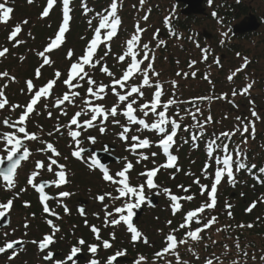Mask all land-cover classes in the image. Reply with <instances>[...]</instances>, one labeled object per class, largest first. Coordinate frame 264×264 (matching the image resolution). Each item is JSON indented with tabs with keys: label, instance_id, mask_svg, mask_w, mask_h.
<instances>
[{
	"label": "snow or ice",
	"instance_id": "6c2138e0",
	"mask_svg": "<svg viewBox=\"0 0 264 264\" xmlns=\"http://www.w3.org/2000/svg\"><path fill=\"white\" fill-rule=\"evenodd\" d=\"M29 3H33V0H28ZM145 0H140V3L143 4ZM57 3V0H47V5L45 9L41 13L42 18H46L50 15V10ZM211 3V0H209ZM72 4V0H62V25L58 28V32L55 34L54 38L50 39V42L46 45V47L38 51L36 54L38 57L42 58L41 65L35 71V77L37 79L41 76V69L46 65H52L54 61L50 58V53L54 50L59 49L63 43L65 42L66 33L70 30V22L72 20V16L70 15L72 9L70 5ZM86 7V5H85ZM118 7L119 0H111L108 9L105 10V14L100 16L98 26L94 30V37L87 44L84 54L76 59L73 62L69 70L66 74V79L63 80L64 85L67 87V91L64 92L60 96H55L53 89L57 84V81L60 79L62 73L57 70L54 73V78L50 79L45 85L36 88L34 85V81L32 79H28L26 81V87L29 93H32L30 101L25 105L21 106L19 104L11 105V109L14 111L16 108L22 107V113L19 116L18 120H10L5 119L3 124L6 127L15 129L13 132H3L0 133V141L5 144L4 151L7 152L6 160L7 166L4 167L5 157L0 156V177L4 182V186L6 190H11L16 186V177H17V169L20 167L22 161H27L32 155L30 149L25 146L24 141H37L39 137L36 133H30L27 131L26 120L29 114L35 111V106L38 102L41 101V98L47 100L50 97H54L52 107L61 108V106L67 104L70 106H77L76 101L79 99L81 104L79 106V110L74 113L70 121L67 125L63 126L67 128V134L72 138L75 142V150L72 152V156L77 159H82V153L86 151L83 147H81L82 141L79 137L82 136V132L80 129H91L96 126V121L98 118H102V123H107L109 118H113L112 122L121 127L122 131L119 136L121 140L128 141L129 139L135 143L130 145L131 150L135 151V149H149L153 145V141L149 138H141L139 135L133 134L131 137L128 136V133L132 131L131 126H142L144 130H148L150 132H155L159 136V141L156 144L162 150V153L167 157L166 162L160 164L158 167H154L153 169L147 170L146 172L141 173L142 176L146 177V180L137 186H130L129 183V173L133 168V164L131 162L126 163L122 170L115 173V177H119L120 179L114 178L113 175L109 174V169L106 168L103 164H100L99 160L92 158L91 164L89 167L91 168L93 165L98 166L103 173V179L105 181H109L113 184L122 185V187L117 188L118 196L111 197V194H105L113 199H121L126 196L135 197L134 201H128L122 204V206L116 207V213H124L127 211L126 215H120L118 218H115L111 221L112 225H120L123 222L129 233L131 234V239L133 242H136L138 239H141L142 232L138 230L133 223V216L135 215L134 209H138L144 204L147 200L145 195V188L147 189H158L159 185L154 182V178L157 176V173L161 169H172L175 168L176 171H180V168L177 166L178 156L173 154L171 149L176 143V137L180 130L184 132H189L191 139L193 141H197L206 135V127L209 124H212L213 117L208 115L203 120L198 119V116L202 115V110L199 106L195 108V110H186V114L191 117L193 123L191 125L184 126L182 129V121L185 119L184 115H181L179 112H175L174 115H169L170 109L182 103L178 101L174 96L172 98L167 99L166 101L162 100V97L165 94L164 84L159 80H156L153 83L151 76L158 77L159 73L154 69L153 64L155 60L154 53L151 54V49L148 43H143L141 46V37L144 29L140 28L139 25H136L134 33L131 35L129 39L126 40V47L123 50L122 54L118 55L117 61L120 63L125 62L126 58H130L129 63L126 66V69L122 71V75L117 78L115 74L110 70L108 65L105 63L101 65V61L104 57H97L96 53L101 44L105 47V56L111 51V41L114 37L117 36L119 27L122 24V19L118 15ZM14 12V8L10 5V0H3L0 3V23L7 24L12 19V13ZM215 15V13L213 14ZM145 21L148 20V16L145 15L143 17ZM171 17H167L165 19V24L168 25L171 31ZM28 21L24 20L22 24H27ZM91 23V21H89ZM22 24H17L10 31L8 39L10 41H15L16 43L13 45L18 46L22 43V40H17L18 35L22 32ZM231 29H229V32ZM103 32V35H102ZM173 36L176 35L174 31H171ZM155 35V34H154ZM224 36H227L228 33H224ZM164 41H159L157 47L160 44H163ZM199 47V45H197ZM141 52L143 55L141 56ZM203 59L207 60L208 50L203 49ZM9 53V49L4 47L0 49V58H5L6 54ZM73 52L69 50L67 53V58L71 59ZM138 57H140L138 59ZM21 60L24 57L20 58ZM145 61H149V63L145 67H141ZM196 62H190L189 66H194ZM219 64V61H216ZM248 58H244V63L241 68L236 71H242L247 67ZM97 66H100V71L106 74L111 78V83L106 84L103 81H97L93 74L87 69H95ZM137 74L142 79L139 83H128L133 80ZM177 76H180L181 73L177 72ZM196 73L193 72L192 76L195 77ZM235 73L228 76V80L232 81ZM184 78L188 77V73H183ZM7 78L9 81L15 82L16 77L11 76L8 71L0 72V79ZM207 78V77H205ZM76 81V83H74ZM81 81H86L88 87L86 89V93L84 95L76 89L82 88L83 84ZM254 83V82H253ZM253 83L247 84L240 91V95L248 94L250 89L253 87ZM172 86L175 88L177 86V81H171ZM8 87V84H4L0 86V110H3L6 105H9V100L6 96L5 89ZM145 88L154 89L152 93L151 99L145 100L143 103H140L139 100L145 97ZM119 89V90H118ZM109 90L112 95L117 97L116 103L112 107H107L103 103H97L98 101H103L105 97L109 94ZM124 90V91H121ZM237 95V91L234 89L232 91V96L235 97ZM226 99L227 94H222L217 97H209L203 96L196 98L199 101L211 100V99ZM123 105V108H121ZM44 107H48L47 104ZM119 110V111H118ZM142 114L138 116L137 113ZM62 115H66L65 111L61 112ZM118 115H121L127 121V124L121 123L120 120L115 119ZM49 116L51 117V112H49ZM90 117L83 121H80V117ZM152 116L154 119L148 121L146 118ZM251 116L255 118V120H260L261 116L253 110L251 112ZM178 117V119H177ZM241 120V118H237ZM72 126H76L75 130ZM62 126L57 125L56 131L60 132ZM190 129L192 131H190ZM249 129H251L252 135L254 137L255 134V122L254 121H242V123L231 131H224L219 133L218 135H214V138L209 139L207 143V152L206 155L210 161H213L216 165L214 171V177L212 179L211 185L201 184L199 179H195L193 182L200 186L201 195L205 192L208 193V201L202 203L198 208L189 210L186 212L183 218V222L179 225L181 229H189L185 233V237L183 239H177V237L173 234H169L166 237V247L161 251L156 253L157 256H163L170 249L173 250V254L176 256L177 264H180V256L176 250L178 244H186L189 240L192 242L199 243L203 237L201 235L206 229L210 228L217 221L216 216H212L208 221L202 222L201 214L205 213L206 209L211 210L215 209L217 205V188L218 185L221 184L222 179L225 175L228 178V182L234 184L235 176H234V166L235 171H240L242 169H247L249 167L248 164L244 162L246 156L242 149L239 147H235L230 150L229 143L226 141H231V138L235 136L237 133L243 135L244 133H248ZM100 132L104 133L106 128L104 126L100 127ZM140 130L137 127L136 131ZM17 133L23 134L22 137H18ZM51 136L52 133L50 132ZM92 143L96 142L95 137H89ZM247 143V141H244ZM41 152H51L52 156L48 157V163L45 164L44 161H36V171L30 173L28 183L32 185L35 190L40 194V199L43 204V211L45 213L54 214L50 212L49 205L47 203L50 199H56V197L50 196L45 193V187L56 185L59 187L60 185L66 184V173L63 170L64 165L58 164V160L54 157H59L61 153L51 142H47L45 148L39 149ZM220 153V155H214L215 153ZM19 154V155H18ZM152 157H155L157 153H150ZM235 157H240L241 159H234ZM142 160H148V154L141 155ZM139 162V161H137ZM56 165L59 169L55 175L58 177V180L52 181H44L33 183L34 180L40 175L39 170L45 169L48 172H52V166ZM212 167V164L209 163L202 170L204 177L207 179L209 177L208 168ZM251 168H256L255 164L250 165ZM260 171L264 173V168H261ZM264 183V180L261 181ZM180 188L183 189L185 193H188L189 188L184 187L183 185H179ZM163 192L169 197L172 207L173 215L177 214L181 208V200L191 201L194 199L192 195L180 196L177 194H173L172 190L169 188H164ZM70 195L69 192L64 191L60 193L62 197H68ZM105 195H100L97 197L99 201H104ZM13 199H8L7 202H0V218H4L6 213H8L13 208ZM150 203V202H149ZM25 206H28L26 203ZM256 207V204L253 203L250 207L247 208L248 212H251ZM226 208L231 209V205H226ZM81 214L84 213V209H80ZM65 212H68L67 207L65 206ZM107 215H112V213H107ZM228 215L231 216V212H228ZM59 218V217H57ZM195 222L198 227L195 229L191 228L192 223ZM47 223L52 227L53 235H46L43 237L42 242L32 241V243H38V247L41 251H44L54 243V233L59 232L60 229L53 224L52 220H48ZM171 221H169V224ZM25 227H28L25 224ZM239 227H248L251 228L253 225H239ZM93 233L96 234V238L99 240L100 235L98 229L94 226L92 227ZM114 238V236H113ZM22 243V241L8 242L4 247H0V253L5 252L7 249H14L16 244ZM143 243L147 244L148 240L146 237H143ZM80 245H84L85 241L83 239L79 240ZM103 247L105 249L111 247L108 241L103 242ZM227 247V245H225ZM236 247L239 248V243L236 244ZM90 252L92 254L97 253V246L90 245ZM189 251H192L189 248ZM81 252L80 247H73L71 249V254L67 257L68 261H72L73 264L74 258L77 257V254ZM195 255V253H193ZM123 255L121 252H116L115 255L109 257L108 264H112L113 261L117 259V257ZM247 256V253H244ZM12 258V257H10ZM45 260L53 259V254L49 252L45 257ZM143 257H140V260H143ZM197 259L199 257L197 256ZM264 259V257H262ZM90 264H99L96 259L91 260ZM206 264H214L211 258L206 260ZM222 264V262H221ZM237 264V262H234Z\"/></svg>",
	"mask_w": 264,
	"mask_h": 264
},
{
	"label": "rangeland",
	"instance_id": "374dc122",
	"mask_svg": "<svg viewBox=\"0 0 264 264\" xmlns=\"http://www.w3.org/2000/svg\"><path fill=\"white\" fill-rule=\"evenodd\" d=\"M126 2V9H129L132 13V16L135 20L138 21H142L143 23H145L146 21L143 19V15L145 13L146 10L151 11L153 9V15L151 17V19L149 20V22L144 25V27H147L149 30L151 29L150 27H152L154 30L155 29H164L163 27V19L167 18L168 15L171 14V11L174 10V5H175V1L174 0H145V2L143 4L140 3V0H123ZM215 4L222 7L224 6L225 3H234L235 0H214ZM246 3H249V0H245ZM3 2V1H2ZM1 3V0H0ZM10 5L12 7H15L16 10L17 9H21V16L18 18L20 21V24L24 21L27 20L28 23L27 24H23L22 26L24 27V29L26 30V32H28L29 37H31L33 35L32 31L30 30L32 26H38V27H47V25H50V22H40L38 19V13L36 9L34 8L33 5H27L25 1L23 0H10ZM132 5H138L139 9H134L132 7ZM254 9H257V13L259 15H264V7L261 4V0H257L256 2H254L253 4ZM158 7V8H157ZM159 11L160 14L156 13ZM180 11V10H179ZM209 13V10H206V13ZM152 14V12H151ZM255 14V13H253ZM256 15V14H255ZM206 16V15H205ZM207 17V16H206ZM203 17V18H206ZM244 17H242L243 19ZM202 20H199V22H201ZM197 31L199 32H203L204 30H207L209 33L212 34V37L209 39V41L207 40V45L208 46H215L217 41L224 43L228 37L229 34L227 36H224L223 34L226 33L227 31L222 30L219 28V26L215 23L212 22H202L201 26L196 27ZM5 29L4 26H2V24L0 23V30ZM228 33V32H227ZM7 38L8 36H4L2 38H0V45L2 48L3 45L4 46H9L7 45ZM24 38V37H23ZM33 40V39H32ZM170 44L172 47L175 48L174 53H172L173 57H177L181 60H183V64L182 66H186L187 64V59H191L195 62H198L201 65L200 60H202L201 58V53L200 51H197L195 49V46L193 45V43L191 41H187L185 44H183V42H181L180 40H172L170 39ZM35 43V42H34ZM239 45L242 47V50L244 51L245 55L248 57V64H247V69L244 71V74L241 76L243 78H247L244 79V84L246 83H253V93L257 94L258 97H255V99L257 100V103L259 104V106L261 108H259V115L261 116V122L258 125V130L259 132L264 131V81H262V79H264V27L261 28L260 32L258 35L256 36H252L251 39L242 41L239 43ZM155 46V45H154ZM157 47V46H155ZM31 48V47H28ZM75 48V47H74ZM39 50H41V48L39 47H32L31 49H29V51L31 52H24L25 54H23L22 57H28L30 56L32 58L33 55H35V53H37ZM245 55H240V56H235V55H224L223 56V61H222V68H215L214 66H208L205 67L204 73L205 71L207 72V75L210 76H214L220 79V82L217 85V89L219 93H232L231 91L234 89H240L241 86H243L244 84L239 83L238 78L240 76H237L239 74V72H237L236 70L241 68V66L244 63V58ZM244 57V58H243ZM16 58V57H15ZM30 58V59H31ZM28 58L27 62L26 60H21V59H15L12 56H7L2 60V64L1 66H9L8 70L10 72L11 76H15L18 79V83H16L13 86V89H11L12 91H14V95H10V97H13L11 99L12 103L14 102H22L24 94L19 91L22 89H24V78L26 76L28 77H32V73H33V67L36 64H33V66L29 65V60ZM35 62V61H34ZM169 62L166 61V59L162 62L161 65L166 66V68L163 69V71L165 72L166 76L169 79H178L175 76V73L177 72V69L182 68V66L180 67H175L172 66ZM4 64V65H3ZM55 68H61V65L58 63H56ZM55 68H53L52 70H56ZM51 70V71H52ZM192 70H194V67H192ZM164 72H161V74H163ZM188 73V72H187ZM235 73V75L233 76V82L228 80V76ZM206 75V74H204ZM237 76V77H236ZM181 82H183V78L182 79H178ZM7 81L9 83H11V81H9L7 79ZM183 85H185V91L186 93H195L197 91H200L199 89H201V91H207V90H212L208 84V82L205 81H188L185 82ZM18 94L17 95V92ZM210 93V92H209ZM209 93H206V95H208ZM12 105V104H11ZM220 105V104H218ZM8 109H10L9 113L12 112L13 110H11V107H9ZM222 109L228 110L229 108L227 106H223ZM7 111V110H6ZM15 111H13L14 113ZM62 114H58V112L54 113V120L53 121H45V119H43V121L41 123H43L44 125H46V127H49L50 129H53L52 131H56V126L58 125H63L65 124V120H63V118H60ZM63 117V116H62ZM229 117H231V122L234 121L233 117L229 115ZM46 118V116H45ZM230 120V119H227ZM235 125V124H234ZM234 125H232L234 127ZM232 126H229L228 129H231ZM236 127V126H235ZM234 127V128H235ZM110 129V128H109ZM108 127L106 128V131L104 133H101L100 130H96L95 132H93V135H95L97 137V146L94 147L95 150L98 151H103L104 148H102L101 143H108L110 145L116 146V151H114L112 154L116 157H121V147L119 146V141H118V134L119 133H113L110 136L107 134L108 132ZM54 135V139L62 142L65 141L67 142V133H59ZM109 134H110V130H109ZM42 143V142H41ZM41 143H39V149L41 146ZM248 145V144H246ZM87 145H85L86 147ZM74 146L71 145L69 142H67L66 146H64L62 149L65 153V155H69V151L71 150V148H73ZM249 148L251 147L249 146H245V148ZM2 152V150H0ZM124 153V152H123ZM62 161V165H64V168H67L68 170H70V168L67 166L68 164H71V160L66 159L65 156H63V158L61 159ZM33 163V161H32ZM73 165H76L75 163H72ZM118 163H113L110 165V167H112L111 169L115 170L114 168H117L118 170H120L121 165H117ZM77 168V184L75 185H71L70 186V190L72 192H74L76 199L85 201L86 203V218L85 220H91L92 223H98L99 219H101L100 217H104V215H106V213H112L113 215V208L116 206V204H122L121 202H117V199H112L111 197L105 195L110 193L112 187L109 184L104 183L101 178L98 175H93L89 172H86L84 168L80 167V165H76ZM28 173H23L21 177L26 176ZM69 189V188H68ZM98 195H105V199L102 202V205H98ZM2 202V201H0ZM164 205L162 206L161 204V208H156V211H150L151 209L149 208H145V210L143 211V214L141 216V218L139 219V221L137 222L139 228L143 231V233L145 234V236L147 237L148 240V244L145 245L146 248L150 249L151 251L155 248V246L160 245L161 242L163 241V239L167 236V233L169 231V220L170 217L166 214V210H167V204L165 202H162ZM79 200L78 202H74L72 203L73 205V213L75 212V207L78 206ZM71 205V206H72ZM105 207V208H104ZM115 211V210H114ZM76 213V212H75ZM104 213V214H103ZM116 216H113L112 218H110V220L107 222L108 225L106 224V221L104 220L105 223L104 226H107V230H109V232H112L113 230L110 228L111 226V221L113 219H115ZM77 225H81L83 223V218H80L79 216H77ZM26 219H17V217H14V221H12L11 225L4 229L3 231L0 232V246H3L5 241L8 240H12L18 237H22V238H27V241L29 242V250L32 248V254L28 255L26 261H22V257L21 258H16L15 254V260H9L8 258L6 259H2L0 260V264H11L12 262H18L19 264H40L43 263V261L45 262L44 257L46 256V254L40 255L35 247H32V236H31V230L30 229H25L23 227V223H25ZM62 223H64V227H66L64 230L68 231V233H70V235L72 237L69 238V240L62 242L60 240V235L58 237V242L56 243L57 245L60 243L62 244V248L64 250H66V252L62 255V257H59L58 259H61L67 254V252L71 251L72 247H73V243L75 241V237L80 236L79 233H73L72 230H75L74 227L72 226V224L68 223V218L65 216L62 219ZM103 222V221H102ZM102 224V225H103ZM84 227V226H83ZM85 228V227H84ZM85 231H87L88 229L85 228ZM216 230L214 233V236L217 237L218 243H226V244H232L233 242H231V240H227V242H225L224 239L221 238V230L222 227L220 226H216ZM84 231V232H85ZM64 235V234H63ZM66 236V235H65ZM41 235H36L35 239H40ZM251 240H254L256 242L262 241L259 238H251ZM61 241V242H60ZM141 243V242H140ZM143 245V243H141ZM259 244H261L262 246L263 243L259 242ZM141 245V246H142ZM261 246V248H262ZM76 247V246H74ZM78 247V246H77ZM159 247V246H158ZM142 249V248H141ZM53 250H57V249H53ZM19 255V254H18ZM202 261L206 260L207 258H211L214 260V264H234V262H237V264H264V259H262V257H264V247L262 249V251H260L259 253H256V257L257 259H251V260H240L237 259V257L235 256L236 254L234 253V251L231 249H222L220 246L219 248H216V250L214 251L213 255H205L204 251H202ZM251 257H253V254L250 255ZM20 257V256H17ZM31 258V259H30ZM217 258V259H215ZM189 261H192V258L189 259ZM188 261V262H189ZM201 261V262H202ZM54 262V261H53ZM58 263V261H56ZM45 264H47L45 262ZM140 264H150L148 262H142ZM155 264V263H154Z\"/></svg>",
	"mask_w": 264,
	"mask_h": 264
},
{
	"label": "trees",
	"instance_id": "16d2710c",
	"mask_svg": "<svg viewBox=\"0 0 264 264\" xmlns=\"http://www.w3.org/2000/svg\"><path fill=\"white\" fill-rule=\"evenodd\" d=\"M36 1L39 3L41 2L45 3V0H36ZM110 1L111 0H76L75 2H73L72 9H73V14H74V23L72 26L73 30L69 34L71 36L69 41L70 42H73V41L80 42L81 36L84 34L85 31L87 30H89V32L93 31L95 28V25H92V26H89V25L92 23H98L100 16L104 15L105 10L108 9L107 6ZM60 5H61V2H59V7ZM247 10H248L247 7L239 6L238 8L239 14L237 15V18L241 16H245V14L247 13ZM59 14H60L59 8L58 9L55 8V10L48 17L49 18L48 20L52 22L51 31L49 30L50 27L46 28L45 26L43 30L39 28L35 30V35L37 36V40L40 41L44 39L46 35L48 36L50 35V33L51 34L54 33V30H55L54 27L58 23ZM124 15L127 17L129 21L131 20V17H129L128 12L124 13ZM89 21H91V23H89ZM197 21H198L197 17L179 18V21L177 22V28H176L177 36L184 37V38L189 37L193 31L192 27L195 26ZM133 33H134L133 25H131L130 22L126 23V25L122 27L118 38L114 40L113 44L111 45L110 52H111V55L112 56L114 55V56L110 58V61H109L110 65H114V66L117 65V62H118L117 57L118 55L122 54L123 50L126 47V40L129 39ZM239 50L240 48L237 45H231L228 47V51L233 52V53L239 52ZM169 51H170L169 46L162 47L160 49L159 58L161 61L166 57L167 52ZM103 54H105V47H103L102 49V54H101L102 57L105 56ZM170 61L173 66L177 65L175 64L174 59L170 58ZM117 66L121 67L122 64L117 65ZM190 131L192 130L190 129ZM214 135H217V133L212 131V134L210 132L206 133L204 137L199 139L197 150H193L194 149V147H192L193 141L191 140V136L189 132H184L181 135L183 139H181V141L178 144V150L181 149L182 152L186 156L188 154L192 156V159L187 160L186 158H184V160L182 161L181 168L183 171L187 170L186 168L188 167V164H195L193 159H196L199 156L200 157L197 160L198 161L197 167L202 168L205 165L207 158L205 155L206 144L204 142L208 143L209 139L214 138ZM231 141H234V140L231 138ZM260 158L264 160V152L261 154ZM251 162H254V160H252ZM262 178L264 180V177ZM238 179H239V182L237 184H235L234 186L227 185L225 189L221 192V197H220L221 207L219 206L218 208L219 213L217 214L216 217H218L219 224L222 227L223 231H221V233H223V239L225 240V242H227L228 239L233 241L234 242L233 246L235 247H232V248L238 251H240L241 249L243 251V254L245 252H249L248 249H251L252 252L256 253V252L262 251L264 247L261 244H259V242L260 243L262 242L264 245V205L263 206L257 205L255 209H253L251 212H248L246 209L245 201H247V203H250L253 200L252 198H249V195L253 196L254 194V190L251 191L250 189L251 185L253 184V181H252V178L246 174L245 170H243V172L239 175ZM160 183L166 186L165 175H163ZM178 184L180 183H177V185ZM191 188L193 189L192 193L198 196V190L196 189L194 190V186H191ZM244 189H247L248 191L250 190L249 193L244 192L243 191ZM241 191H243L242 192L243 194H247V196L244 195L246 197L245 200L244 198H241L240 196L237 197V199L235 200H232L230 198L232 193L238 194ZM226 201L228 202L235 201L236 205L232 206L231 209L226 210V207H224L225 205L224 203ZM194 204H195L194 200L191 201L190 207L192 209L198 207L197 205H194ZM17 210L26 211L25 209H22L19 206L17 207ZM229 211L231 212V216L228 215ZM30 213L33 214L34 216L36 215L39 216L38 209H35V208L31 209V211H29L27 214L29 215ZM181 218L182 216H178L175 220V227L177 229H179V225L182 223ZM248 224L253 225V227L251 228L239 227V225H248ZM196 227H198L197 224H193L191 226V228H196ZM186 231L188 230L183 229L178 234L175 233V236L178 237V240L183 239L185 237ZM251 238L252 239L259 238L262 241L256 242L254 240H251ZM214 241L216 242L213 232L207 233L206 236L203 237L202 245L206 246L205 250L206 252H208V254L212 252V249L215 246ZM208 242H210V244H208ZM237 243H240L239 248L236 247ZM225 245L226 244H222V246H225ZM190 246H193V243L191 242V240L188 241L186 245L180 247V253H181L180 264H184V261L187 259L186 257L188 256V254H186L183 249H186V248L188 249ZM121 248H125V246L120 241H118L117 250H120ZM127 249H128L129 255L133 257L134 259H136L139 253L135 252L132 247H129V248L127 247ZM143 255L146 256L148 260H151V261L155 260L157 262L161 261V259H156V257L152 255H148L146 253H144ZM195 257H197V255H195Z\"/></svg>",
	"mask_w": 264,
	"mask_h": 264
},
{
	"label": "water",
	"instance_id": "95a60500",
	"mask_svg": "<svg viewBox=\"0 0 264 264\" xmlns=\"http://www.w3.org/2000/svg\"><path fill=\"white\" fill-rule=\"evenodd\" d=\"M177 3H183L187 6V9L183 11V14L185 16H191V15H202L204 13V10L202 8L203 0H175ZM249 21V24L247 22ZM252 22V25H251ZM259 28V25L256 24V21L254 18L247 19L245 22H243L240 26L235 28V32L239 34H246L253 31H256ZM100 160L104 164H108L106 160L102 156H100ZM140 214L138 215V217ZM137 217V218H138ZM136 218V219H137Z\"/></svg>",
	"mask_w": 264,
	"mask_h": 264
},
{
	"label": "flooded vegetation",
	"instance_id": "af4514ba",
	"mask_svg": "<svg viewBox=\"0 0 264 264\" xmlns=\"http://www.w3.org/2000/svg\"><path fill=\"white\" fill-rule=\"evenodd\" d=\"M257 0H249V3H246V7H247V9L249 10V13H248V15L249 14H252V15H255L257 18H258V20L262 23V27H264V15H259L258 13H257V9H254V6H253V4H254V2H256ZM261 4H262V6L264 7V0H261ZM253 13H255V14H253ZM71 191V190H70ZM72 192V191H71ZM76 203V202H78V199H76V197H75V194H74V192H73V195L71 196V197H69V198H67V200H62L60 203L62 204V206H61V209H63V208H65V206L67 207V209L68 210H70V211H73V205H72V203ZM72 205V206H71ZM77 207L78 206H76L75 207V211H76V209H77ZM76 215V213L74 212V213H70L69 215H67L66 217L68 218V223L69 224H74V223H76V221L78 220L76 217H74ZM65 217V215H63V217L62 218H64ZM63 222V221H62ZM62 222H60L61 224H64V223H62Z\"/></svg>",
	"mask_w": 264,
	"mask_h": 264
}]
</instances>
